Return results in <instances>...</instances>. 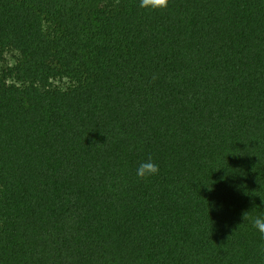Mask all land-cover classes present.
Instances as JSON below:
<instances>
[{
	"label": "trees",
	"instance_id": "16d2710c",
	"mask_svg": "<svg viewBox=\"0 0 264 264\" xmlns=\"http://www.w3.org/2000/svg\"><path fill=\"white\" fill-rule=\"evenodd\" d=\"M258 217L264 0H0V264H264Z\"/></svg>",
	"mask_w": 264,
	"mask_h": 264
},
{
	"label": "clouds",
	"instance_id": "9594fccd",
	"mask_svg": "<svg viewBox=\"0 0 264 264\" xmlns=\"http://www.w3.org/2000/svg\"><path fill=\"white\" fill-rule=\"evenodd\" d=\"M158 172L159 165L151 156L140 161L136 167V175L141 179L156 175ZM254 226H256L258 230L264 234V217H258Z\"/></svg>",
	"mask_w": 264,
	"mask_h": 264
}]
</instances>
